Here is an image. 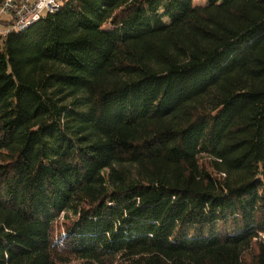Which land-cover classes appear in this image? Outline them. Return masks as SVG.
<instances>
[{"label": "trees", "instance_id": "1", "mask_svg": "<svg viewBox=\"0 0 264 264\" xmlns=\"http://www.w3.org/2000/svg\"><path fill=\"white\" fill-rule=\"evenodd\" d=\"M0 264H264V0L0 34Z\"/></svg>", "mask_w": 264, "mask_h": 264}, {"label": "built area", "instance_id": "2", "mask_svg": "<svg viewBox=\"0 0 264 264\" xmlns=\"http://www.w3.org/2000/svg\"><path fill=\"white\" fill-rule=\"evenodd\" d=\"M65 0H4L0 7V20L8 22L4 32H22L42 20L48 14L59 11ZM7 16L9 19H3ZM7 28V29H6Z\"/></svg>", "mask_w": 264, "mask_h": 264}, {"label": "rangeland", "instance_id": "3", "mask_svg": "<svg viewBox=\"0 0 264 264\" xmlns=\"http://www.w3.org/2000/svg\"><path fill=\"white\" fill-rule=\"evenodd\" d=\"M66 1V0H65ZM195 2L197 3V4H200V5H202V4H205L206 3V0H195ZM63 4H64V2H63ZM3 17V19H9L7 16H2ZM7 29V28H6ZM5 31V27L4 26H1L0 25V32H4ZM231 226H232V224L231 225H229L228 227H227V230H230V228H231Z\"/></svg>", "mask_w": 264, "mask_h": 264}]
</instances>
